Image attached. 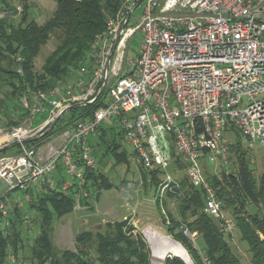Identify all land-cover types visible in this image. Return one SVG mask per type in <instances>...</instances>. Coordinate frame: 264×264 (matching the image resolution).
Here are the masks:
<instances>
[{"label":"built area","instance_id":"obj_1","mask_svg":"<svg viewBox=\"0 0 264 264\" xmlns=\"http://www.w3.org/2000/svg\"><path fill=\"white\" fill-rule=\"evenodd\" d=\"M135 37L139 48L130 54ZM104 94L91 118L60 130L58 122L46 134L67 109ZM21 107L19 124L0 133V228L10 226L9 202L24 205L9 201L14 192L75 193L76 207L90 199L86 171L98 168L90 141L118 122L143 170L158 172L156 202L179 195L177 176L185 173L204 192L205 213L230 233L234 224L203 165L229 163L230 128L264 146V0H132L69 79L27 90ZM183 233L198 248V236Z\"/></svg>","mask_w":264,"mask_h":264},{"label":"trees","instance_id":"obj_2","mask_svg":"<svg viewBox=\"0 0 264 264\" xmlns=\"http://www.w3.org/2000/svg\"><path fill=\"white\" fill-rule=\"evenodd\" d=\"M55 1L53 15L39 23L31 0H0V76L7 78L0 79V91L6 89L0 98V121H4L6 127L18 125L23 117L19 115L17 121L14 116L22 110L24 93L29 89L48 90L58 81L69 79L90 57L96 37L106 29L108 21L117 18L132 0ZM18 7H21L20 11ZM7 11V15H17L18 20L8 18L6 14L1 16ZM50 39H54L55 48L37 70L36 58ZM104 96L92 105L71 109L60 119L57 130L72 126L77 120L91 118L103 105ZM122 135L118 122H112L103 125L90 141L98 168L86 171L85 188L94 192L96 198L103 190L113 188L103 172L106 159H113L116 164L127 162V154L121 149ZM227 136L234 158V161L230 158L229 173L223 171V180L216 177L207 180L215 189L222 210L232 212L236 229L252 253L251 264H264V176L257 180L250 169L247 150L240 142L242 136L233 128L227 131ZM148 175L156 190L160 183L158 172H145L144 179ZM180 179L179 195L167 196L178 202L177 215L169 214V234L185 246L193 264H241L231 249L222 222L205 213L204 192L193 187L186 176ZM25 195L29 197L28 210L38 217L40 233L26 254L22 230L29 227L24 223L25 215L15 205L14 217L9 218L10 226L0 228V264L9 263L10 254L20 264H151L149 245L130 219L107 223L102 230L84 231L74 238L73 250H57L53 243L54 219H61L75 209V193L63 195L48 190L42 195L33 192ZM157 206L160 209L159 202ZM250 206L256 211L251 212ZM184 228L201 239L199 249L184 235ZM164 264L187 263L173 257L167 258Z\"/></svg>","mask_w":264,"mask_h":264},{"label":"rangeland","instance_id":"obj_3","mask_svg":"<svg viewBox=\"0 0 264 264\" xmlns=\"http://www.w3.org/2000/svg\"><path fill=\"white\" fill-rule=\"evenodd\" d=\"M31 3L35 6L37 12L36 18L39 23H44L54 13L56 8L55 0H31ZM18 5V4H17ZM21 7H18V11ZM7 12H2L1 16L5 15L8 18H14L18 20V16L14 14L7 15ZM55 48L54 39H50L48 44L42 48L39 56L36 58V69L40 70L46 58L52 53ZM139 48V39L137 37L131 40L129 46L130 54H135ZM2 66L6 67V63L2 62ZM0 79H7L5 75H1ZM3 85V83H2ZM0 84V88H1ZM5 90L2 88L0 91V98L5 94ZM245 103H248L245 100ZM115 130L118 131L116 125H113ZM9 127L5 126L4 121H0V133L8 131ZM240 142L250 159V169L252 170L255 178L260 180L264 176V146L250 145L246 138L241 137ZM122 144V151L127 154V162L125 164H116L113 159L107 158V166L103 169V172L107 180L113 185L110 190H103L100 197L96 198L95 194L87 200L86 203H81L80 207L75 209L62 217L61 219H54V235L53 243L57 250H73L74 249V238L76 235L87 231V230H102L107 223H115L122 221L123 219H130L131 224L134 225L137 231L143 233L147 228L152 227L162 233L165 236L175 240L169 233L168 227L170 226L169 214L174 216L178 213V202L171 200L167 196L162 200V206L159 204L158 208L155 199V186L151 185L149 176L144 179L145 171L139 164L137 158L133 153V149ZM232 155V154H231ZM232 157V156H231ZM232 161L234 158L232 157ZM231 160L226 166L219 164L205 163L203 165L204 174L206 178L216 177L219 180H223V171L229 173L228 168L231 167ZM227 174V173H226ZM185 173L178 174L177 177L182 178ZM20 198V202H23V206L20 207L11 200H17ZM10 209V217H14L15 205H18L21 209V213L24 216V223L29 228L25 227L22 230L23 239L26 241V254L29 253V247L33 244V240L38 237L40 228L37 223L38 217L28 210L27 201L29 199L24 193L14 192L8 197ZM221 202V201H220ZM167 204L164 206V204ZM166 212V216L163 214V209ZM160 210V211H159ZM250 211L255 212L250 206ZM225 219L233 222L234 229L228 233L230 246L234 254L240 259L241 264L252 263V253L250 252L249 246L246 241L242 239V235L239 230L236 229V224L232 216V212L229 209L222 210ZM217 222L220 220L215 219ZM6 221L3 222V227L6 226ZM2 227V228H3ZM225 231V230H224ZM196 234V233H194ZM197 235V234H196ZM198 236V235H197ZM148 244L149 240L146 239ZM148 240V241H147ZM150 243V242H149ZM149 245V244H148ZM202 246V241L198 237V248ZM9 263L7 264H20L12 254L9 255ZM154 257L152 256L151 264L153 263ZM192 260V259H191ZM193 262V261H192ZM162 264L164 261L162 260Z\"/></svg>","mask_w":264,"mask_h":264},{"label":"bare ground","instance_id":"obj_4","mask_svg":"<svg viewBox=\"0 0 264 264\" xmlns=\"http://www.w3.org/2000/svg\"><path fill=\"white\" fill-rule=\"evenodd\" d=\"M146 238L149 240L153 252V264H162L163 258L171 251L177 250V244L168 236L163 235L156 229L149 227L145 230ZM177 253L185 260H189V254L185 250H177Z\"/></svg>","mask_w":264,"mask_h":264},{"label":"water","instance_id":"obj_5","mask_svg":"<svg viewBox=\"0 0 264 264\" xmlns=\"http://www.w3.org/2000/svg\"><path fill=\"white\" fill-rule=\"evenodd\" d=\"M80 106L79 105H77V106H73V107H71V108H69V109H67L65 112H64V114L65 113H67V112H69L71 109H74V108H79ZM63 114V115H64ZM62 116V115H61ZM61 116L59 117V118H57L55 121H54V123L50 126V128H49V130L46 132V134H48L49 132H51L55 127H56V125L58 124V122H59V120H60V118H61ZM174 242H176V244H177V250H185V252L188 254V251L186 250V248H185V246L181 243V242H179V241H177V240H173ZM177 250L176 251H171L170 253H168L164 258H163V260H166V258H180V259H182L184 262H186L187 264H193V262H192V260H191V258H190V256H189V260H185L183 257H181L178 253H177Z\"/></svg>","mask_w":264,"mask_h":264},{"label":"crops","instance_id":"obj_6","mask_svg":"<svg viewBox=\"0 0 264 264\" xmlns=\"http://www.w3.org/2000/svg\"><path fill=\"white\" fill-rule=\"evenodd\" d=\"M123 220H125V219H123ZM89 230H90V229H89ZM76 236H77V235H76ZM76 236H75V237H76Z\"/></svg>","mask_w":264,"mask_h":264}]
</instances>
